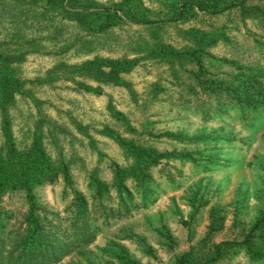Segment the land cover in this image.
Here are the masks:
<instances>
[{"label": "rangeland", "instance_id": "rangeland-1", "mask_svg": "<svg viewBox=\"0 0 264 264\" xmlns=\"http://www.w3.org/2000/svg\"><path fill=\"white\" fill-rule=\"evenodd\" d=\"M95 1L111 5L122 0ZM135 1L157 22L126 23L94 34L34 2L0 0V53L11 58L25 82L9 109L18 149H27L38 133L52 160L57 166L65 163L74 187L90 205L104 201L116 206V166L132 164L125 149L103 134L105 128L137 145L179 156L152 169L155 183L146 201L136 195L139 209L100 220L95 242L59 264H175L192 248L206 256L213 245L243 242L264 214V110L243 115L224 95L206 94L197 86L189 76L195 65L171 66L148 58L157 44L195 48L189 31L197 30L225 37L206 51L208 76L231 79L236 66L264 70V1L251 2L258 7L255 18L243 19L238 9L217 15L195 9L181 20L172 17L168 0ZM98 57L139 62L122 75L124 86L71 73V66ZM82 84L97 92H87ZM1 125L0 112V147ZM95 181L105 187L101 197ZM64 188L61 172L33 194L41 207L64 216L70 202ZM2 200L18 217L29 208L24 190L8 191ZM216 209L225 215V224L205 240ZM255 246L262 248L259 239ZM216 264L263 263L234 246Z\"/></svg>", "mask_w": 264, "mask_h": 264}, {"label": "trees", "instance_id": "trees-1", "mask_svg": "<svg viewBox=\"0 0 264 264\" xmlns=\"http://www.w3.org/2000/svg\"><path fill=\"white\" fill-rule=\"evenodd\" d=\"M19 3H36L48 12L63 19L73 21L94 34L104 33L121 24L146 26L156 23L148 18L135 0L104 5L95 0H11ZM176 20L183 19L191 10L217 15L224 11L238 9L243 19L255 18L258 7L254 0H168ZM264 1V0H258ZM39 2V3H38ZM264 17V12L261 14ZM195 48L175 50L157 44L148 58L165 60L171 66L195 65L196 71L189 76L206 94L224 95L238 106L243 115L264 110V70L253 67H238L231 79L208 76L204 67V57L208 48L225 40L223 34L189 31ZM216 60V59H213ZM138 59L95 58L80 65L71 66L72 74L90 78L103 84L126 85L122 75L132 72ZM25 82L18 76L11 58L0 53V112L2 114V134L4 143L0 147V264H59L78 249L88 248L95 242L100 230L99 221L107 222L123 214H131L139 209L136 195L145 201L151 194L155 179L152 169L164 160L179 159L178 155L160 153L155 149L137 145L123 139L116 131L105 128L103 134L121 145L132 159L128 167L116 166L114 185L117 192L116 206L98 201L88 203L73 185L65 163L57 166L44 148L37 133L32 144L25 150L17 148L9 109L16 96L23 92ZM87 92H97L91 85L82 84ZM100 93V91H99ZM172 139L178 135H167ZM62 172L65 179L63 191L65 199H70L65 215L41 207L33 194L37 187L54 183ZM131 183L130 185H128ZM99 197L103 196L104 185L95 181ZM24 190L28 193L29 208L18 217L3 207V195L8 191ZM198 209L192 215L195 219ZM226 217L220 210L211 213L210 231L205 240L220 231ZM259 239L262 248L255 246ZM234 246L247 250L249 257L264 264V214L251 227L243 242L225 241L213 245L206 255L195 249L178 256L175 264H216ZM135 264V263H132Z\"/></svg>", "mask_w": 264, "mask_h": 264}]
</instances>
